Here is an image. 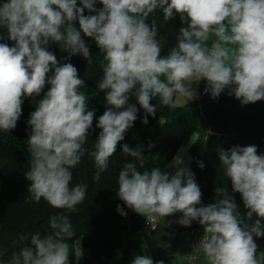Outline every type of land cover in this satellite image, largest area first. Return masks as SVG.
Listing matches in <instances>:
<instances>
[{
	"label": "clouds",
	"instance_id": "9594fccd",
	"mask_svg": "<svg viewBox=\"0 0 264 264\" xmlns=\"http://www.w3.org/2000/svg\"><path fill=\"white\" fill-rule=\"evenodd\" d=\"M96 2L80 0V7L77 0H7L0 5V28H6L8 39L15 42L11 47L0 43V132L15 129L24 99L35 100L48 86L28 120L30 160L25 176L35 202L43 199L68 212L76 211L86 198L88 186L73 185L71 169L87 151L94 110H88L81 91L85 81L77 68L60 63L48 50L50 42L62 45L70 56L87 59L90 50L83 33L103 53L106 63L97 88L105 93L106 110L96 123L100 132L91 153L100 172L107 171L118 143L137 119L130 97L154 115L153 98L161 107L174 108L177 94L187 101L196 98L192 85L204 80L212 98L228 89L242 105L264 100V0H99V10ZM85 9L96 14L85 15ZM157 9L165 20L179 14L183 23L167 55H161L156 24L146 22ZM142 123H148L147 117ZM121 153L134 161L125 163L118 175L116 194L128 208L153 219L179 212L182 226L198 221L204 236L196 248L207 264H261L254 238L264 237V154H258L257 146L217 149L232 190L241 194L248 209L247 218L257 216L251 226L241 219L224 187L216 189L220 198L214 204L197 207L202 192L190 169L169 174L146 168L139 146L125 144ZM117 211L126 215L119 205ZM49 224L51 232L32 235L3 264H69V241L76 231L63 214L51 216ZM6 252L0 249V259ZM131 264L163 261L138 255Z\"/></svg>",
	"mask_w": 264,
	"mask_h": 264
},
{
	"label": "trees",
	"instance_id": "16d2710c",
	"mask_svg": "<svg viewBox=\"0 0 264 264\" xmlns=\"http://www.w3.org/2000/svg\"><path fill=\"white\" fill-rule=\"evenodd\" d=\"M77 6L82 7L80 0ZM94 7L99 10L103 7L99 0ZM85 15H93L87 9ZM149 25L155 23L158 29L157 39L162 48L161 55H167L170 48L177 44L176 36L179 34L183 23L179 14L173 19L165 20L162 10L157 9L150 14L147 21ZM75 27L79 30L78 21ZM90 50V57L82 55L70 56L63 51L62 45L49 43L51 51L60 63H71L77 70L79 77L85 81V87L81 89L86 94L88 110H94L92 128L89 130V139L85 144L86 153L80 163L73 169L72 184H86L87 193L83 203L76 206V211L68 212L66 209L51 207L41 199L35 202L29 191L31 182L26 179L25 172L29 169L30 155L27 151V140L31 134L28 125L30 114L35 110L36 101L47 92L48 86L35 100L25 98L20 116L15 129L10 132H0V249H6V255L0 259H10L12 252H18L20 247L30 242L31 236H41L51 232L49 219L53 215H66L69 218L75 236L72 240L81 239L83 246L92 249L104 257H111L121 248L120 233L124 230V219L136 213L121 201L116 191L118 190V175L123 165L134 162L132 157L122 154L123 145L130 148L141 147L145 154V167L166 166L182 144L187 135L200 131L203 128L202 121L197 117L193 104L174 108L161 107L158 98H153L151 103L157 105L154 115H148L140 108L134 97H130V103L136 104L138 109L137 119L133 126L124 133V140L117 145V152L110 157L107 171L100 172L94 164L91 153L95 150L94 144L100 129L96 128L99 116L106 110L105 93L97 88V82L102 77V65L106 62L103 53L91 38L81 33ZM0 43L14 46V41L8 39L6 28H0ZM89 60L92 61L89 64ZM51 72L49 73V76ZM147 117L148 123H142ZM149 144L152 145L149 149ZM203 142L198 141L192 149L191 172L195 168L201 154ZM236 201L242 204L241 194L237 192ZM120 206L126 215L117 211ZM25 237L26 239H21ZM71 240V241H72ZM154 262L159 257L151 258ZM127 264H131L128 262Z\"/></svg>",
	"mask_w": 264,
	"mask_h": 264
},
{
	"label": "crops",
	"instance_id": "0c3cea01",
	"mask_svg": "<svg viewBox=\"0 0 264 264\" xmlns=\"http://www.w3.org/2000/svg\"><path fill=\"white\" fill-rule=\"evenodd\" d=\"M7 0H0V5ZM211 45V39L208 42ZM207 82L193 83L192 89L196 98L188 100L177 94L174 102L178 106L193 104L197 117L202 121L203 128L185 137L171 161L161 170L174 174L179 168L191 171L192 149L202 140V150L194 173L195 181L202 192L201 203L197 207L214 204L217 196L216 189L224 187L237 204V210L242 220L249 226L257 219L253 214L247 218L248 209L244 204L238 205L236 194L231 182L226 177L220 164L217 149L225 150L233 146H257L258 154H264V100L254 104L242 105L234 95H229L228 89L217 98H212L205 92ZM203 163V168L199 165ZM182 213H174L165 218L143 217L139 214L124 219L125 228L120 233L121 248L111 257L101 256L92 249L83 246L81 239L69 241L71 254L69 264H127L135 256L148 255L150 258L159 257L163 264H187L184 257L191 251L190 243L194 232L204 233V227L198 221H192L190 226H182L177 221ZM152 221L155 228L149 235L142 232L144 223ZM264 222V221H262ZM258 245L257 259L264 264V237L254 238ZM206 262L202 251L196 258L197 264Z\"/></svg>",
	"mask_w": 264,
	"mask_h": 264
},
{
	"label": "built area",
	"instance_id": "2783aa9c",
	"mask_svg": "<svg viewBox=\"0 0 264 264\" xmlns=\"http://www.w3.org/2000/svg\"><path fill=\"white\" fill-rule=\"evenodd\" d=\"M154 228H155V223L152 221H149V222L144 223V225L142 226V232L146 235H149ZM203 236H204V233H200V232L193 233L191 237V243H190L191 251L189 252L187 256L184 257L185 263L197 264L196 258L200 250H198L196 247L199 245V241L202 239ZM204 264H207V262H205Z\"/></svg>",
	"mask_w": 264,
	"mask_h": 264
}]
</instances>
